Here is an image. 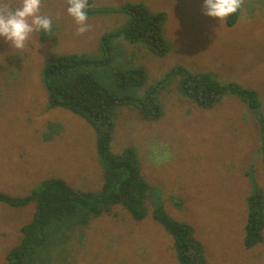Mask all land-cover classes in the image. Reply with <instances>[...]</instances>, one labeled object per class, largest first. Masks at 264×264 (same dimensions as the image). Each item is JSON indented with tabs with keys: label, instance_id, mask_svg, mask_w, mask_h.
<instances>
[{
	"label": "rangeland",
	"instance_id": "1",
	"mask_svg": "<svg viewBox=\"0 0 264 264\" xmlns=\"http://www.w3.org/2000/svg\"><path fill=\"white\" fill-rule=\"evenodd\" d=\"M19 2L0 0V7ZM241 2L239 20L229 26L230 17L219 23L205 16L202 0H88L89 30L78 35L66 0H42L40 13L53 21L47 35L35 34L22 50L11 49L0 38V200L31 197L32 202L21 208L28 212L38 206L33 193L51 180H62L81 192L105 183L94 124L67 110H48L42 71L49 58L62 55L84 56L82 75L129 100L114 104L112 152L135 154L138 163L130 172L137 178L134 182L153 194L143 221L133 220L119 205L110 206L109 213L94 223L52 230L46 241L61 239L69 245L59 253L56 248L53 260L45 264H114L117 255H132L138 246L121 256L123 251H115L104 239L108 229L103 226L113 227L118 221L144 229L135 227L124 235L134 236L145 248L143 256L134 254L136 264H179L169 229L155 220L153 206L191 230L207 264H264V229L255 247L248 248L245 240L250 199L256 194L264 199V0ZM126 5L139 10L143 5L152 17L165 14L159 33L163 55L149 50L147 36L136 37L132 44L126 39L123 31H138L140 26L150 36L156 26L155 20L143 18L127 26L135 16L130 8L120 11ZM116 42L124 45L116 47L118 52L114 47L113 54L105 51ZM177 68L187 74H172ZM140 69L146 71L144 77L138 75ZM191 74L209 76L222 85L233 83L235 93L229 90L210 107L201 105L184 86L195 82ZM133 79L140 87L129 85ZM238 89L254 93L256 102ZM152 92L155 101L149 103ZM152 108L159 115L149 119ZM50 117L54 127L49 126L52 122L45 124ZM37 118L42 122L28 124ZM229 150L233 158L223 161ZM2 209L0 203V213ZM1 226L0 264H9L12 253L6 249L20 236ZM62 231L68 236L62 238Z\"/></svg>",
	"mask_w": 264,
	"mask_h": 264
},
{
	"label": "trees",
	"instance_id": "2",
	"mask_svg": "<svg viewBox=\"0 0 264 264\" xmlns=\"http://www.w3.org/2000/svg\"><path fill=\"white\" fill-rule=\"evenodd\" d=\"M241 6H243L242 2ZM136 7L132 5L127 7L126 5L120 9V11H126L130 8L135 17L136 15L139 16L136 21L135 17L129 21L127 26H134V23L139 24L142 18L152 22L155 20L156 26L151 30L152 34L150 36L146 34L145 28L140 26H137L139 27L138 31L131 33L123 31L126 39L131 43L138 41L136 37L144 38L147 36L148 41L146 42L148 43L149 50L155 55H163L165 53L162 45L164 38L159 33L161 22L164 21L163 19H166L165 14H156V17H152L148 11H144L143 5H141L140 10ZM239 12L237 11V13L229 18V26H234L238 22ZM158 17L161 18L157 19ZM226 29L229 30L230 28ZM113 35H119V32ZM111 36L112 33L109 34V37ZM121 45H123L121 42H118L117 45L108 44V48L105 47V51L113 54V47L121 49ZM85 61L86 58L84 56L62 55L53 60L49 58L42 71L43 86L46 87L49 94L47 101L49 111L63 109L73 112L88 120L96 127L99 157L102 160L105 183H102L95 190L87 188L88 192H81L62 180L46 182L41 189H37L33 193L35 196L33 202L38 204L34 217L30 211H21L22 207H26L27 203L32 202L31 197L22 200L16 196H11L6 197L5 202L0 201V203L4 204L2 205V213H0V221L7 219L4 223H0L2 224V229L12 228L15 230V232H12L20 236L18 242H15L12 247H8V250L6 249V251L12 253V257L11 254L7 257L9 264H45L46 261L53 260L51 253L58 247L56 252L59 253V249H65L69 245V242L61 239L46 241L52 230L64 229L71 226H77L78 228L90 222L94 223L98 218L101 219L105 214L109 213L110 206L123 205L129 210L128 213L132 218L138 222L148 217L150 209L144 207V204L153 194L147 193L148 191L142 185L134 182L137 178L130 173L137 166V157L130 151L115 155L111 148V145L115 142V140L113 141L115 136L114 121H116L117 117V113L114 114V104L121 105L129 100L126 97L120 98L115 92L100 87L93 81V78L82 75L79 71L82 63ZM6 63L8 64L9 62ZM10 71L8 70L7 74H10ZM178 72L184 76L187 74L181 68L175 69L172 74L175 75ZM145 74L146 71L143 69H140L138 72V75L141 77H144ZM191 76L193 75L191 74ZM193 79L195 80L194 83L189 82L188 84L187 82L184 84L186 91L192 93L190 95H193L201 105L207 107L214 105L229 90L235 91V84L222 85L221 82L209 76H203L202 78L193 76ZM117 83H120V85L124 84L121 80L117 81ZM129 85L140 87V82L137 79H133L131 83L129 82ZM237 91L246 95L249 100L256 102L254 93L245 89H238ZM153 94L154 92L151 93L150 99L147 100L149 103L155 101L152 98ZM239 95L241 96V94ZM250 103L253 105V102ZM136 108L141 111V114L145 113L143 107L138 106ZM158 115L159 111L157 108H152L151 111L148 110L147 117L149 119ZM51 118L45 124L47 126L52 122L49 126L54 127L55 123ZM40 119L37 118L31 120V122L28 120V124H39L42 122ZM117 140L121 142V138ZM159 204L157 203V205ZM152 209L155 210L152 213L155 220L162 225L166 223L167 229L170 232L169 234L176 240L177 247L175 253L179 264H207L208 257L205 255L203 246L200 241L192 236L191 230L171 219H166L165 214L157 206H153ZM21 217L29 220L21 221ZM12 218H15L17 222H14ZM52 222L57 223L51 225ZM99 226L101 227V225ZM134 228L133 225H122L119 221L113 227L103 226V230L108 229V232L104 235V239L114 247L115 251L118 249L122 250L121 256L129 250L130 246L139 247L130 256H122L123 258H120L117 255L116 258L112 257L114 264H136L138 260H136L134 254H141V251H145V248L143 250V246H141V241L136 238L134 239V236L128 235V237H124L127 233L133 232L132 229ZM137 228L141 232L144 231V229ZM263 229L264 199L262 195L256 194L250 199L249 203L248 232L245 238L248 248L251 249L262 241ZM137 232L139 235L142 234L138 230ZM61 233L63 234L62 238L68 236L66 231H62ZM7 237L11 239L9 235ZM7 237L4 236L6 239ZM141 255L143 256V254Z\"/></svg>",
	"mask_w": 264,
	"mask_h": 264
},
{
	"label": "clouds",
	"instance_id": "3",
	"mask_svg": "<svg viewBox=\"0 0 264 264\" xmlns=\"http://www.w3.org/2000/svg\"><path fill=\"white\" fill-rule=\"evenodd\" d=\"M66 3V12L76 24L77 34L83 35L89 30V25L87 23L88 0H66ZM41 4L42 0H20L17 6L4 4L0 7V38L7 41L11 49L15 48L16 50H22L29 39L35 34L43 33L47 35L52 30L53 21L49 16L40 13ZM240 8L241 0H202L203 14L209 18L216 19L219 23L237 13ZM149 200H151V198H149ZM0 201L5 202V199ZM1 204L4 205L3 203ZM147 204L148 206L146 208L149 209L150 202H147ZM37 209L38 207L30 209L33 217ZM26 220L29 219L21 217V221ZM5 221H7V219L1 220V223ZM133 226L137 227L136 225ZM1 230H3L2 226ZM172 238V242L175 245V253L177 243L173 236Z\"/></svg>",
	"mask_w": 264,
	"mask_h": 264
},
{
	"label": "crops",
	"instance_id": "4",
	"mask_svg": "<svg viewBox=\"0 0 264 264\" xmlns=\"http://www.w3.org/2000/svg\"><path fill=\"white\" fill-rule=\"evenodd\" d=\"M251 143V142H250ZM254 144L253 143H251V146H253ZM233 158V155L230 153V150L228 151V157L226 158V159H224L223 161H228V160H230V159H232Z\"/></svg>",
	"mask_w": 264,
	"mask_h": 264
},
{
	"label": "bare ground",
	"instance_id": "5",
	"mask_svg": "<svg viewBox=\"0 0 264 264\" xmlns=\"http://www.w3.org/2000/svg\"><path fill=\"white\" fill-rule=\"evenodd\" d=\"M223 137V135H221ZM226 137V136H225Z\"/></svg>",
	"mask_w": 264,
	"mask_h": 264
}]
</instances>
